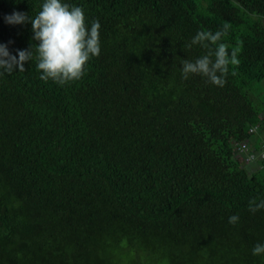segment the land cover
<instances>
[{
  "label": "trees",
  "instance_id": "obj_1",
  "mask_svg": "<svg viewBox=\"0 0 264 264\" xmlns=\"http://www.w3.org/2000/svg\"><path fill=\"white\" fill-rule=\"evenodd\" d=\"M62 2L99 21L101 52L64 86L34 59L0 74V264H264V0ZM42 3L0 0L12 55L38 42L4 17ZM225 23V85L183 80L206 53L184 45Z\"/></svg>",
  "mask_w": 264,
  "mask_h": 264
},
{
  "label": "clouds",
  "instance_id": "obj_2",
  "mask_svg": "<svg viewBox=\"0 0 264 264\" xmlns=\"http://www.w3.org/2000/svg\"><path fill=\"white\" fill-rule=\"evenodd\" d=\"M40 8L35 17L23 12H13L4 17L8 24L31 23L32 39L38 43L18 51L15 56L9 52L7 45L0 44V74L24 71V64L34 59L42 81L51 80L64 86L82 79L88 63L101 52L99 21L92 20L89 26L82 7L62 0H43ZM229 29L230 25L225 23L222 29L215 32L201 30L184 45L189 49L199 45L206 49V53L194 61L181 60L183 80H188L191 75H200L215 86L225 85L230 65H239L240 49L234 48L229 52V46L222 42ZM232 74L235 75V72ZM261 209H264V199L249 200L250 212L255 213ZM238 222V215L228 218L229 224L235 225ZM252 254L264 255V244L257 243Z\"/></svg>",
  "mask_w": 264,
  "mask_h": 264
},
{
  "label": "built area",
  "instance_id": "obj_3",
  "mask_svg": "<svg viewBox=\"0 0 264 264\" xmlns=\"http://www.w3.org/2000/svg\"><path fill=\"white\" fill-rule=\"evenodd\" d=\"M242 147H244V146H242ZM243 150L246 151V149H243ZM243 150H241V151H243ZM254 157H255V156H253V154L247 156V157H246V162H250V161L254 160ZM261 157L264 158V152L262 153V156H261Z\"/></svg>",
  "mask_w": 264,
  "mask_h": 264
}]
</instances>
